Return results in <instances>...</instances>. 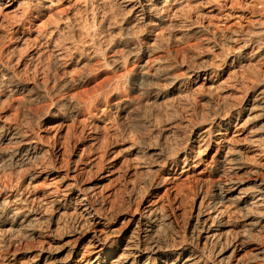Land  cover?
I'll use <instances>...</instances> for the list:
<instances>
[{
	"label": "bare ground",
	"instance_id": "obj_1",
	"mask_svg": "<svg viewBox=\"0 0 264 264\" xmlns=\"http://www.w3.org/2000/svg\"><path fill=\"white\" fill-rule=\"evenodd\" d=\"M0 6L20 9L14 33L73 71L30 85L0 56V264H264V0ZM45 16L52 29L37 25ZM71 28L78 40L67 42L61 33ZM79 67L85 80L109 71L112 96L79 102ZM120 92L140 99L127 96L118 113L138 104L143 113L123 145L118 128L112 142L100 135ZM39 103L42 113L25 112ZM51 116L67 130L63 171L36 130ZM131 159L146 178L130 190L123 183L118 209L97 203L94 186L76 176L96 168L124 177ZM178 200L189 205L182 221Z\"/></svg>",
	"mask_w": 264,
	"mask_h": 264
},
{
	"label": "rangeland",
	"instance_id": "obj_2",
	"mask_svg": "<svg viewBox=\"0 0 264 264\" xmlns=\"http://www.w3.org/2000/svg\"><path fill=\"white\" fill-rule=\"evenodd\" d=\"M4 7L0 6V10H1L0 11V56H1L2 60L4 62L9 61L8 63L10 64V68L13 71H15L21 77V79L23 81L29 83L30 85H32V84L33 85H35V84L43 85V82L45 84V83L49 82V80H51V79H55L56 82H61L60 80H62L61 77L64 78V73H65V77H66V76H68L67 74H69L72 69L70 71L68 69L67 72H69V73H66V71H63V70H65L63 65L60 62H58L57 59H55L56 57L51 52H49V50L47 48H45V45L41 44L40 41L34 42L35 39L33 38V36L28 37V36H19V35L15 34L13 30L17 24L21 23L20 21L22 20V14H20L21 13L20 9H18L19 11H17V10H15V8H12V10L14 9V12H13L12 10L4 9ZM244 7H246V5H244ZM8 11H10V12H8ZM18 12H20V13L18 14ZM37 20H38L37 25H39L40 22L41 23L45 22L44 20H46V22H47V17L46 16L40 17ZM41 23H40V25H41ZM49 24H51V23L47 22L48 27L50 29H52V26ZM48 27H47V29L50 30ZM35 31H38V29L35 28ZM76 34L77 33H76L75 28H71L70 31L66 29L65 32L61 33V37L63 36V38H65L68 36L69 41L66 38H65V40H67V42H70V39H71V41H73L75 38H76L75 40H78V37L76 36ZM72 35H73V38L71 37ZM180 45H182V44L181 43H178V44L175 43L174 45H171V49L176 48L177 50L174 49L175 51H177V52L182 51L181 49L183 47ZM96 47L98 48L97 51L100 50L99 53L101 54L104 50L105 44L101 43L100 45L98 44ZM45 49H47V50H45ZM202 51H204V50H202ZM177 58H178L177 59L178 61H181L180 56H177ZM189 62H191V60ZM79 68H77V71H75V72L80 73L81 71H85L84 68H82V67L80 69ZM72 73H73V71L71 72V74ZM83 73L84 72H81L79 74V79L84 78L83 83H85L86 85L82 84V85H80L81 87L79 86V88H78L75 86L76 88L74 87L72 89V91H73L72 94H74V92L75 93L79 92L78 94L76 93V95H79V97H80L79 102L84 101V99H86L87 97L94 98L95 96H98V98L100 99L101 96H102L101 98H103V96H107V95L112 96V93H113L112 89H113L114 81H113V76L109 71L104 72L102 70L100 72H96V74L91 75V77L90 76H89V78L86 77L87 78L86 80H85V76L82 77ZM51 76H53V77H51ZM97 83L100 85L98 86ZM100 88H101V90H100ZM83 90H85L86 93L82 92ZM106 92H107V94H106ZM102 93L104 95H101ZM120 94H121V97H119V98L120 99L123 98V99H121V101H119L120 103L117 104L118 106H115V107L112 106V111L110 110V112H108V114H107V117L103 118L104 124L103 123L102 124L106 128V131H100L101 132L100 135H102L101 141L112 142V140L114 139L113 131L115 128H118V130L121 131L122 133L124 131V133L127 132V134H128V130H129L130 126H132L133 124L140 126V124H141V120L143 117L142 116L143 113L141 111V105L139 106V104H138L135 107L134 106L131 107L130 112L126 115H124V112L118 113V110H120V109L116 110L120 106H121L120 108H122L123 107L122 104H127V102L129 103L128 98H130V101H132L133 104L135 105L138 103L136 98L139 100L140 97H136V98L134 97L135 100H132V98H133L132 96L129 97V95H126L123 92H120ZM123 95H124V97H123ZM127 96H128V98H126ZM135 96H138V95H135ZM120 99H118V100H120ZM122 100H124V101H122ZM134 102H136V103H134ZM176 104H178V103L174 102V104H173L174 109L177 108ZM33 105L31 106V105L27 104V107L25 105V108H24L25 112L28 113L29 109L39 108V106L41 109V113L44 111V110H42V108L45 104L39 103L38 105H34V106ZM41 105H43V106H41ZM33 107H35V108H33ZM53 110H55V109H53ZM50 118L51 119H49L47 122H40L39 128H37L36 130H37V133L41 136V138H42L45 146L49 150L50 154L52 155V157L55 161L56 168L63 171L64 170V159L66 158L65 156L68 153V151H67L68 148H66V146H65L66 145V143H65L66 139L65 138H67V130H66L65 126L61 127V124L59 123L60 121L57 117L51 116ZM65 130H66V132H65ZM80 131H81V124H79V137L81 136ZM128 136L129 135H126V133L123 134V136L118 139V141H119L118 144L119 145L127 144L129 141V138H130ZM166 141H168L167 142L168 145L175 143L174 140L171 142V139L169 140V138ZM212 154H213V152L209 153L210 156ZM127 162H128L127 165L133 164L132 159L128 160ZM125 167H126V164L119 163L118 168H117L118 174L119 173L124 174L126 171ZM138 167H133V165H132V167L130 168V173L125 175L124 177H123V175L117 176V173H114L111 178L107 179L106 175L102 174V172L98 171V169H96V168H95L93 173H91L89 170H83V169L79 170L78 173L76 174V176L82 185L89 184L92 187L94 186V188H95L94 189L95 200L97 203L104 204V205H106L107 208L113 207L114 209H118L121 207V205L124 201L122 199L125 198V194H124V196H122L123 195L122 193H121L122 195L120 194L121 188H123V183L130 190L131 189L130 186H134V188L138 187L139 184H141L140 182H142L146 178L145 173L141 169L142 166L141 167L138 166ZM181 202L182 201L179 202V200H178V203H176V206H179V205L181 206L183 202H187V201L183 200V202L182 203ZM180 206L178 207V209L180 211L184 210V208H185V215L184 216L182 215V213L179 210L177 211L178 220L182 221L185 217H187V215L189 213V210H188L189 205L186 203L184 208L182 207L183 209Z\"/></svg>",
	"mask_w": 264,
	"mask_h": 264
}]
</instances>
